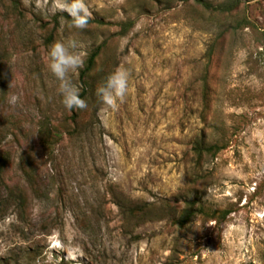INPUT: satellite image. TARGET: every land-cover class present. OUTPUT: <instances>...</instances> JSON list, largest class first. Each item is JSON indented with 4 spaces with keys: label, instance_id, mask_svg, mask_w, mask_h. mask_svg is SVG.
Wrapping results in <instances>:
<instances>
[{
    "label": "rangeland",
    "instance_id": "obj_1",
    "mask_svg": "<svg viewBox=\"0 0 264 264\" xmlns=\"http://www.w3.org/2000/svg\"><path fill=\"white\" fill-rule=\"evenodd\" d=\"M17 1L20 15L0 5V114L20 124V151L37 165L42 191L31 195L25 220L15 206L2 207L0 264H264V39L249 28L230 33L208 67V45L230 18L211 23L179 3L166 10L146 3L142 14L145 0H86L91 19L104 25L81 31L60 17L67 13L58 0ZM242 9L264 32V0ZM54 16L59 28L45 43L36 23L51 29ZM128 20L133 28L114 37ZM69 39L86 54L105 42L102 61L131 73L125 101L101 104L97 123L78 124L70 136L48 67L50 46ZM43 125L61 126L58 144L40 146ZM201 132L228 140L195 184L205 206L232 210L227 219L195 217L178 229L163 214L145 223L122 218L113 193L135 203L188 190L190 143ZM10 140L6 134L3 144ZM16 158L11 183L20 181Z\"/></svg>",
    "mask_w": 264,
    "mask_h": 264
},
{
    "label": "trees",
    "instance_id": "obj_2",
    "mask_svg": "<svg viewBox=\"0 0 264 264\" xmlns=\"http://www.w3.org/2000/svg\"><path fill=\"white\" fill-rule=\"evenodd\" d=\"M143 7L138 5V9H142L138 13H148L146 6L153 4L161 6L163 10L170 9L173 4L179 3L184 6L196 8L199 15L211 23H221L219 20H228L227 26L219 30L208 45L205 53L207 66L211 64L214 57H218L216 47L223 43L227 35L231 33L235 35L236 31L249 28L257 41L264 39V32H259L248 19L242 7L246 6L249 0H223L220 3H213L209 0H145ZM0 5L4 8L6 14L20 15V5L17 0H0ZM142 7V8H141ZM65 23L71 25V17L67 14L60 16ZM41 32L45 34V43L53 41L54 35L59 28V21L56 16L52 19L51 29H48L49 24L41 20L36 23ZM96 27L104 25L103 20L90 19L88 25ZM134 26V21L128 20L119 24V28L114 37L125 36ZM102 42L100 45L93 48L85 58V66L77 73V82L81 86V96L87 101V108L83 110L68 111V115L63 121L64 124L70 126L71 131L66 134L70 136L77 130L78 124L94 125L97 123L96 112L101 106V102L96 96V88L102 84L107 76L114 71L110 61H102L101 51L104 47ZM207 74L201 79L202 87L206 86ZM208 96L204 92L202 101L205 111V104ZM88 111V112H87ZM89 117L88 120H83L84 117ZM7 118H9L7 120ZM203 120V116H202ZM12 119V117L2 116L0 114V217L2 207L13 205L18 209L19 217L23 220L26 218V209L29 204L30 197H37L41 193L42 188L38 179V168L29 154L25 151H20V140L18 132L22 131L20 124ZM64 124L62 125L63 127ZM8 125L10 129H8ZM61 126L43 125L40 126L38 137L40 146L49 148L53 143H59L62 138V132L59 130ZM6 134L12 136V140L3 144L6 139ZM228 147V140L220 139L211 141L207 135L201 132L190 143L188 156L192 161V171L188 178V190L183 195H178L174 199H163L155 202H131L117 194H112L114 204L119 210L122 218L126 220H136L140 223L155 221L161 219V215H165L167 222L171 227L182 229L187 227L195 217H201L204 221L214 222L215 224L223 223L228 215L232 212L231 209H213L205 206L195 184L201 180V167L209 159H214L220 152ZM19 153V154H18ZM17 156V158H16ZM15 158L20 175V181L11 183L8 179V173L13 166Z\"/></svg>",
    "mask_w": 264,
    "mask_h": 264
},
{
    "label": "clouds",
    "instance_id": "obj_3",
    "mask_svg": "<svg viewBox=\"0 0 264 264\" xmlns=\"http://www.w3.org/2000/svg\"><path fill=\"white\" fill-rule=\"evenodd\" d=\"M57 8L71 17V27L85 30L92 12L86 0H58ZM80 45L74 39L67 42L55 41L49 48V70L59 81L58 93L62 97V104L68 111L87 108V101L81 96V86L72 80V75L85 66L86 53L79 50ZM131 73L123 66H117L106 80L97 86L98 100L110 108L117 107L124 102L129 91Z\"/></svg>",
    "mask_w": 264,
    "mask_h": 264
}]
</instances>
